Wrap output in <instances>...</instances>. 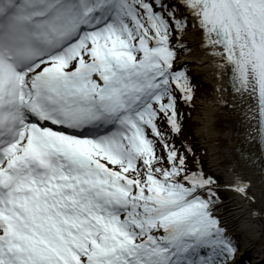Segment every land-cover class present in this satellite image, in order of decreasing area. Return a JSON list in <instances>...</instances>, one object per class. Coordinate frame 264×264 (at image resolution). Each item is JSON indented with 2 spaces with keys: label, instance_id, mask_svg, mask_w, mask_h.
Segmentation results:
<instances>
[{
  "label": "snow or ice",
  "instance_id": "6c2138e0",
  "mask_svg": "<svg viewBox=\"0 0 264 264\" xmlns=\"http://www.w3.org/2000/svg\"><path fill=\"white\" fill-rule=\"evenodd\" d=\"M190 30L264 155V0H0V264H233L220 193L254 197L181 139Z\"/></svg>",
  "mask_w": 264,
  "mask_h": 264
},
{
  "label": "bare ground",
  "instance_id": "6f19581e",
  "mask_svg": "<svg viewBox=\"0 0 264 264\" xmlns=\"http://www.w3.org/2000/svg\"><path fill=\"white\" fill-rule=\"evenodd\" d=\"M184 39L192 51L181 60L189 62L192 73L204 77L214 88L213 99H202L194 118L198 122L196 138L200 146L207 150L208 168L210 166L214 172L221 174L224 182L236 176L251 181L250 194L254 197V203L248 204L230 192L231 200L220 213L221 220L230 231L240 236L242 252L237 261L244 256H253L255 263L264 264V160L260 156L259 146L249 137L245 112L247 105L238 96L232 101L230 90H224L228 88L226 83L221 91H217L215 66L212 58L199 48L200 34L190 30ZM221 96L225 101H231L228 106L216 102ZM235 148H239L245 158H241L240 152L234 151ZM253 157H258L255 163L251 162ZM250 209L261 213V216L251 218Z\"/></svg>",
  "mask_w": 264,
  "mask_h": 264
},
{
  "label": "rangeland",
  "instance_id": "374dc122",
  "mask_svg": "<svg viewBox=\"0 0 264 264\" xmlns=\"http://www.w3.org/2000/svg\"><path fill=\"white\" fill-rule=\"evenodd\" d=\"M184 57V55L182 54L180 56V59ZM190 75L193 77V84L196 85V88H195V94L198 95V98L196 100V104H197V108H196V111L191 115V117L189 119H186L184 121V134L183 136L181 137V139L183 140H191L192 142L196 141V144L199 145V148H203V147H200V141L196 138V131H195V128L196 126H198V122L194 120L195 118V115L198 113V103L204 99V98H207L208 100H212L213 99V96H214V88L211 84H209L206 79L202 76L198 77V76H195L193 73H192V70H191V67H190ZM185 110V109H184ZM191 131L192 135L190 136L189 135V132ZM187 140V141H188ZM189 142V141H188ZM205 160H206V163H207V167L206 169L208 168V162H207V155H205ZM222 183H224V178L222 177V180H221ZM225 193L227 194V198L226 199H223L224 200V203L223 205L221 206L222 208V211L224 210V208L226 207V205L228 204V202L231 200V193L229 191H225ZM233 233L234 236H237V233L231 231ZM240 236L238 235L237 239H239Z\"/></svg>",
  "mask_w": 264,
  "mask_h": 264
},
{
  "label": "trees",
  "instance_id": "16d2710c",
  "mask_svg": "<svg viewBox=\"0 0 264 264\" xmlns=\"http://www.w3.org/2000/svg\"><path fill=\"white\" fill-rule=\"evenodd\" d=\"M195 110V106L194 107H192V108H189V112L192 114L193 113V111ZM189 135L191 136L192 135V133H191V131L189 132ZM188 140V139H187ZM189 141V143L195 148V149H197V155L198 156H201V159H202V161H203V163H204V166H205V168L207 167V163H206V160H205V155H202V153H201V148H199V147H197V145L195 144V143H193L190 139L188 140ZM220 195H221V197H222V199H226L227 198V194L225 193V192H221L220 193Z\"/></svg>",
  "mask_w": 264,
  "mask_h": 264
},
{
  "label": "water",
  "instance_id": "95a60500",
  "mask_svg": "<svg viewBox=\"0 0 264 264\" xmlns=\"http://www.w3.org/2000/svg\"><path fill=\"white\" fill-rule=\"evenodd\" d=\"M257 159H258V157L255 160H257Z\"/></svg>",
  "mask_w": 264,
  "mask_h": 264
}]
</instances>
